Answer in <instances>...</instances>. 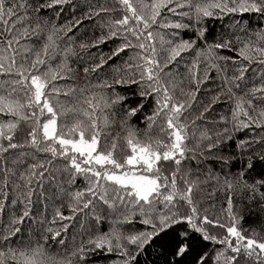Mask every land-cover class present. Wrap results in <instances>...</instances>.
Returning <instances> with one entry per match:
<instances>
[{
  "label": "snow or ice",
  "instance_id": "obj_1",
  "mask_svg": "<svg viewBox=\"0 0 264 264\" xmlns=\"http://www.w3.org/2000/svg\"><path fill=\"white\" fill-rule=\"evenodd\" d=\"M142 256L264 264V0H0V264Z\"/></svg>",
  "mask_w": 264,
  "mask_h": 264
},
{
  "label": "trees",
  "instance_id": "obj_2",
  "mask_svg": "<svg viewBox=\"0 0 264 264\" xmlns=\"http://www.w3.org/2000/svg\"><path fill=\"white\" fill-rule=\"evenodd\" d=\"M98 34V33H97ZM91 36H92V33L89 31V32H85L84 33V35L81 37L82 39H84V38H91ZM110 47V45H108V44H105L104 45V47H103V50L104 51H107L108 50V48ZM133 123H137V120H133ZM141 128H143L144 127V125H139ZM238 166V165H237ZM217 200H218V202H219V200H220V197L218 196V198H217ZM255 223V221L252 219V218H249L248 220H246V222H245V227H248L249 225H252V224H254ZM135 227L136 228H140V227H142L140 224H136L135 225ZM110 258H114V257H110ZM148 258L149 259H152V255H151V249H149V254H148ZM157 259H162V258H157ZM141 264H144V257L142 256L141 257Z\"/></svg>",
  "mask_w": 264,
  "mask_h": 264
}]
</instances>
